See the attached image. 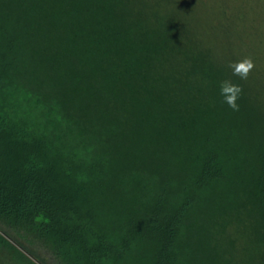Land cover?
Here are the masks:
<instances>
[{
  "label": "trees",
  "instance_id": "1",
  "mask_svg": "<svg viewBox=\"0 0 264 264\" xmlns=\"http://www.w3.org/2000/svg\"><path fill=\"white\" fill-rule=\"evenodd\" d=\"M185 12L0 0V224L60 264H264V40Z\"/></svg>",
  "mask_w": 264,
  "mask_h": 264
},
{
  "label": "rangeland",
  "instance_id": "2",
  "mask_svg": "<svg viewBox=\"0 0 264 264\" xmlns=\"http://www.w3.org/2000/svg\"><path fill=\"white\" fill-rule=\"evenodd\" d=\"M186 9L187 14L201 18L202 24H211L221 20L224 16L233 17L237 26L253 25L252 35L242 38L245 45L254 43V37L261 35L264 40V0H177ZM240 19V20H239ZM241 22V23H240ZM251 31V29H250ZM0 233L7 236V240L21 253L36 264H60L40 244L28 238L21 231L9 229L0 224ZM15 242V243H14ZM19 244V246L16 244ZM31 252L33 256L26 253ZM20 258L18 253L0 252V264H4L11 256ZM25 264V263H23Z\"/></svg>",
  "mask_w": 264,
  "mask_h": 264
},
{
  "label": "clouds",
  "instance_id": "3",
  "mask_svg": "<svg viewBox=\"0 0 264 264\" xmlns=\"http://www.w3.org/2000/svg\"><path fill=\"white\" fill-rule=\"evenodd\" d=\"M233 73L238 74L241 78H245L248 71L253 67L251 59L244 58L241 61L235 63L233 66ZM241 89L239 85L232 83L230 81H222L220 84V94L227 105L233 109H236L238 105L236 100Z\"/></svg>",
  "mask_w": 264,
  "mask_h": 264
}]
</instances>
